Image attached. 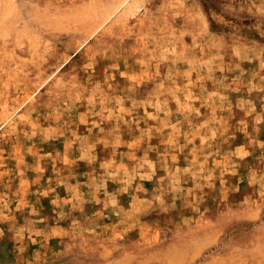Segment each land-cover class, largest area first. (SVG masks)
Here are the masks:
<instances>
[{
  "label": "rangeland",
  "instance_id": "rangeland-1",
  "mask_svg": "<svg viewBox=\"0 0 264 264\" xmlns=\"http://www.w3.org/2000/svg\"><path fill=\"white\" fill-rule=\"evenodd\" d=\"M0 264H264V0H0Z\"/></svg>",
  "mask_w": 264,
  "mask_h": 264
}]
</instances>
